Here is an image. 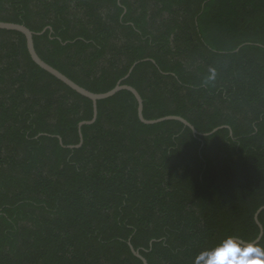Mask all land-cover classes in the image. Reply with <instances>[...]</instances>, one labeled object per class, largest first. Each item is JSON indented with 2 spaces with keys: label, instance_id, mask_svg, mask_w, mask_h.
Instances as JSON below:
<instances>
[{
  "label": "trees",
  "instance_id": "trees-1",
  "mask_svg": "<svg viewBox=\"0 0 264 264\" xmlns=\"http://www.w3.org/2000/svg\"><path fill=\"white\" fill-rule=\"evenodd\" d=\"M0 22L91 93L134 88L146 120L228 127L144 125L120 91L69 149L92 102L0 30V264H142L129 243L147 264H195L225 237L257 239L264 0H0Z\"/></svg>",
  "mask_w": 264,
  "mask_h": 264
},
{
  "label": "water",
  "instance_id": "water-1",
  "mask_svg": "<svg viewBox=\"0 0 264 264\" xmlns=\"http://www.w3.org/2000/svg\"><path fill=\"white\" fill-rule=\"evenodd\" d=\"M0 30H6V31H13V32H18L20 34H22L25 39H26V47H27V51L29 53V56L31 58V60L43 71L47 72L48 74H50L51 76H53L54 78H56L58 81H60L61 83H63L65 86H67L69 89H71L72 91L76 92L77 94H79L80 96L90 100L92 102L93 105V117L90 121H85V122H81L79 124V144L75 145V146H69V149H77L80 148L81 145L83 144V138H82V133H81V128L85 125H91L93 124L96 119H97V102L102 101V100H106L108 98L113 97L115 94H117L120 91H128L130 92L134 98L137 101L138 107H137V115H138V119L140 120L141 123H143L144 125H155V124H159L165 121H177L180 122L181 124H183L185 127L189 128L193 135L197 136H208L211 135L213 133H215L217 130L221 129V128H228V127H220L217 129H214L211 133L208 134H199L194 128L193 126H191L185 119L178 117V116H167V117H163L160 119H156V120H146L143 117V101L140 97V95L138 94V92L127 85H123L121 84L122 81H120L113 89H111L110 91L106 92V93H102V94H94L91 93L87 90H85L84 88L78 86L77 84H75L74 82H72L70 79H68L66 76H64L62 73H60L59 71H57L56 69L52 68L51 66H49L48 64H46L44 61H42L39 56L37 55L35 48H34V42H33V37L34 35H37L33 32H31L30 30H28L26 27H24L23 25H18V24H14V23H3L0 22ZM42 34V33H41ZM136 65V64H135ZM129 70V73L124 77L123 80L127 79L129 74L132 72L134 66ZM61 143V140H60ZM264 210V206L259 208L255 215H254V220L257 224V226L259 227L260 233L257 237L256 240H254L253 242H251L254 246L259 243V241L262 238L263 235V229L261 224L258 221V217L260 215V213ZM245 243V242H244ZM247 244V243H246ZM129 247L130 250L132 252V254L137 257L142 264H147V261L139 254L138 251H135L134 248L131 246V244L129 243Z\"/></svg>",
  "mask_w": 264,
  "mask_h": 264
},
{
  "label": "clouds",
  "instance_id": "clouds-1",
  "mask_svg": "<svg viewBox=\"0 0 264 264\" xmlns=\"http://www.w3.org/2000/svg\"><path fill=\"white\" fill-rule=\"evenodd\" d=\"M195 264H264V248L228 236L203 251Z\"/></svg>",
  "mask_w": 264,
  "mask_h": 264
}]
</instances>
